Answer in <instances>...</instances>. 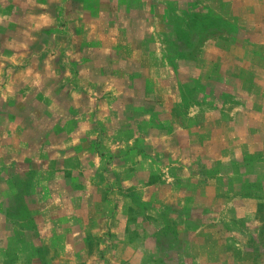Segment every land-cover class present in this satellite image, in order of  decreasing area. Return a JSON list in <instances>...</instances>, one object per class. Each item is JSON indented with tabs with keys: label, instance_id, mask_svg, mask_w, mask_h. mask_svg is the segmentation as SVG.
I'll return each instance as SVG.
<instances>
[{
	"label": "crops",
	"instance_id": "obj_1",
	"mask_svg": "<svg viewBox=\"0 0 264 264\" xmlns=\"http://www.w3.org/2000/svg\"><path fill=\"white\" fill-rule=\"evenodd\" d=\"M161 1L0 0V264H158L154 231L132 236L131 208L147 198L155 218L169 206L205 217L207 205L257 217L254 196L226 198L218 167L264 150V0H205L244 34L210 39L199 62L179 57L203 85L235 79L247 100L233 111L207 94L184 106L151 19ZM183 224L199 264L207 232L226 263L221 227Z\"/></svg>",
	"mask_w": 264,
	"mask_h": 264
},
{
	"label": "rangeland",
	"instance_id": "obj_2",
	"mask_svg": "<svg viewBox=\"0 0 264 264\" xmlns=\"http://www.w3.org/2000/svg\"><path fill=\"white\" fill-rule=\"evenodd\" d=\"M161 2L163 5L161 9L151 4L154 6L151 19L155 30L161 34V39L167 45L166 57H168L171 66L177 71L174 72L176 76V80H174L175 87L179 89L185 98L184 106L188 109L190 106L204 107L205 104L202 103L201 96L205 94L212 98V102L208 104L217 105L215 107L233 111L235 108L233 102L236 101L244 105L247 99L245 100L243 95L241 96L234 91L232 81L234 82L235 79L221 80L220 83L216 81L217 83L214 86H206L198 81V75H189V72L181 68V61H179L180 58H182V61L185 58L189 61L199 62L200 54L207 41L219 38L226 39L228 36L230 37L227 34L229 31H238L244 34V29H241L236 21L225 19L212 11H207L205 0H183V3L178 0H162ZM189 23L194 27L193 32L189 31ZM173 38H175L176 44H174ZM163 64L166 65L164 62ZM167 70L168 68L163 71L168 78L169 72ZM237 72L238 70L232 69L231 73L237 75ZM244 152L245 154L241 159L232 164L219 166L218 171L224 173L225 196L227 199L236 194L240 196L248 195L254 196L263 204L261 212L257 214L253 221L246 218H227L220 210L216 211L213 205L205 207V217L201 213L198 216L197 213L191 215L189 206L181 214L169 206L162 210L160 218H155L149 214L152 207H157L158 202L154 201L153 198L143 199L142 203L131 208L134 222L138 221L141 226L140 229H133L132 236L147 235L148 230H150V232L154 231L152 234H154L157 241L163 242L164 250L157 259L158 264H199L197 261L199 250L189 243V234L190 239H193L196 230L194 231L192 227H188L189 229L186 230L185 234L188 243L183 245L181 243L183 223L189 224L191 220L199 226L218 225L222 228L225 232L226 245L224 249L219 248L222 250L219 258L224 255L227 258L225 264H238L239 260L246 261L247 264H264V150L251 151L245 149ZM165 158L170 157L166 156ZM214 173L215 171L207 172L208 175ZM16 207L18 210H15V215H26L19 210L20 203L18 201L15 203L14 208ZM216 220L218 222H215ZM202 237L208 240L211 247L209 264H215L219 252L217 253V249H212L217 248V245L213 242L216 240L211 238L212 235L208 232L204 233ZM152 245L155 249L157 248L156 244ZM229 256H234L235 260H228Z\"/></svg>",
	"mask_w": 264,
	"mask_h": 264
},
{
	"label": "trees",
	"instance_id": "obj_3",
	"mask_svg": "<svg viewBox=\"0 0 264 264\" xmlns=\"http://www.w3.org/2000/svg\"><path fill=\"white\" fill-rule=\"evenodd\" d=\"M202 21H203V19H202ZM215 26H217V25H215ZM212 28V27H211ZM191 29V30H190ZM210 29V28H209ZM189 31H194V27L192 26V24L191 23H189ZM189 40H190V38H189ZM262 203H260L259 202V205H258V214L261 212V209H262Z\"/></svg>",
	"mask_w": 264,
	"mask_h": 264
}]
</instances>
